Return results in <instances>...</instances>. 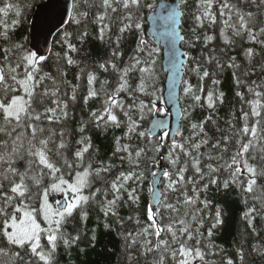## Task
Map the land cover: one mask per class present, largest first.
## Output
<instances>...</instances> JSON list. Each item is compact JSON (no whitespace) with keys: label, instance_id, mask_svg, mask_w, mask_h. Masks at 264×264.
Wrapping results in <instances>:
<instances>
[{"label":"snow or ice","instance_id":"1","mask_svg":"<svg viewBox=\"0 0 264 264\" xmlns=\"http://www.w3.org/2000/svg\"><path fill=\"white\" fill-rule=\"evenodd\" d=\"M30 6L31 0H0V244L3 245L0 254L15 257L14 264H56L58 247L61 244L68 247L80 239V235L66 233L65 225L77 218L86 221L88 208L95 207L105 218V228L110 227L108 217L121 229L126 223L133 225L132 229L120 233L125 252L135 250L145 260L151 256L148 264H216L210 257L222 250L210 240L213 230L223 220L217 208L215 216L208 220L210 226L205 236L201 231L205 217L201 213L210 201L202 199L201 194L218 183L221 172L227 176L222 181L225 189L230 184L236 185L245 196L251 197L253 205L244 213V219L259 236L253 222L257 217L264 220V195L256 194H264V0H194L190 7L189 0H180L179 4L174 0L172 4L157 3V0H72L71 11L66 7L59 13L56 27L59 31L66 16L77 29L61 33L60 43L66 51L63 56L55 54L56 75L44 71V62L49 59L47 50L30 49L14 39L15 29ZM157 8L167 13L161 18L171 22L167 35L178 38L189 49L196 42L207 49L202 59L189 52L178 54L174 41L169 49L173 68L183 67L197 77L196 84L186 79L181 81L183 94L190 101L183 110L185 119L196 108L211 110L199 123L189 119L191 134L187 137L179 127L175 136L170 137L169 126L162 120L153 121L147 129L142 127L147 116L167 113L165 101L170 102L172 97L169 92L166 98L158 86L160 77L156 66L161 48L143 36V13L145 10L156 13ZM185 9H189L187 18L192 22L190 40L178 30L186 17ZM93 24L98 28V39L114 45L112 58L98 67L104 72L111 69L117 80L111 87L104 80L97 90L96 75L86 73L87 94L83 103L98 97L101 107L90 112L88 121L81 122L77 129L81 137L69 159L66 155L71 147L68 133L63 127L57 131L49 125H63L69 118V102L77 100L80 85L67 81L61 61L79 65L68 54L77 51L73 38L83 43ZM214 28H219L224 45L219 48V54L217 48L209 47L216 39L209 34ZM133 31L140 34L138 41L128 63L118 68L115 61L123 55L121 43L125 34ZM237 40L260 49L257 51L252 46L242 49L247 60L244 68L236 56L228 55ZM179 55L186 59H179ZM257 57L258 68L254 63ZM213 65L215 71L210 73L209 67ZM225 68L233 69L235 84L243 85L251 98L245 99L244 92H236L242 103L239 110L242 127L236 129L232 120L227 121L230 134L222 137L223 144L220 138L210 144L205 125L209 121L215 125L212 113L218 103H224V93L210 87L205 95L204 80L210 78L211 85H219L215 77ZM80 72L84 73V69ZM130 73L138 74L139 82L135 85L130 83ZM253 75L259 79L249 83L248 78ZM67 88H71L70 93ZM89 123L96 128L126 129L122 137L115 138L112 155L119 160L122 170L114 178L108 177L117 164L101 162L94 167L96 162L91 155L85 159L92 148L91 137L85 134ZM157 128L162 129L158 139ZM133 138L140 143H121ZM230 141L235 144L231 153ZM209 144L210 151H200ZM161 162H166L170 169L162 170L167 182L163 190L158 189L157 172L151 171L153 181L148 189L146 220L141 221L138 213L120 216L121 207L138 209L140 206L145 180L141 165L160 168ZM190 170L191 174L186 175ZM50 196L60 198L50 202ZM36 200L40 203L38 208L33 206ZM9 246L11 250L6 251ZM252 250L264 257V244H253ZM236 255L239 264H244L243 248L237 249ZM127 258L131 262L134 257ZM221 264L234 262L231 258H222Z\"/></svg>","mask_w":264,"mask_h":264},{"label":"trees","instance_id":"2","mask_svg":"<svg viewBox=\"0 0 264 264\" xmlns=\"http://www.w3.org/2000/svg\"><path fill=\"white\" fill-rule=\"evenodd\" d=\"M45 1L46 0H31V6L24 13V20L15 29L14 39L18 42H23L28 48H30L29 33L33 15L35 13L36 8L39 5L43 4ZM162 1L165 0H157V3H160ZM193 2L194 0H189V7L193 4ZM188 10L189 9H185L186 17L183 20L182 25V33L185 36L186 40L191 39L190 29L192 27L191 20L187 18ZM150 14L151 12L147 10H145L143 13V15L145 16V20L143 21L145 28L143 36L150 43H153L154 41L148 39L146 36L148 27L147 20ZM67 29H73V31H76L77 26L70 23V25L65 30ZM89 31L90 35L85 38L83 43L77 41L75 38L72 41L76 44L77 51L70 52L69 55L74 60L79 61V65H66L63 61L61 64L64 71L67 73V77L74 81V85H80L77 90V100L75 102H72L71 104L72 117L66 122H64L63 125L56 126L57 131H59L61 127H63L66 133H68L67 138L70 140L69 143L71 147L66 153V155H69L70 152L72 153V150L77 147L76 141L79 140L81 137V134L77 131V129L79 128L81 122L88 121L90 112L95 111L101 107L100 99L98 97L90 99L87 104L83 103V97L87 94L86 73L92 72L96 75L97 80L94 84V87L97 90L100 89L102 81L108 80L109 87H111L115 84L117 80V75L113 74V76L107 78L108 72H104L98 67L99 63H103L107 61L109 57H111V52L114 45L107 41H100L98 39V28L96 25H90ZM115 33L116 27L115 25H113V37ZM209 34L216 36V39L209 45V47L217 48V54H219V48L224 46L223 41L219 37V28L212 29ZM60 35L61 34H59L58 37ZM139 35L140 34L135 31L125 34V38L120 46V51L123 53V55H125L127 51L129 52L131 48H135V45L138 41L137 36L139 38ZM56 47L57 43H54L53 52L49 59L44 62V68L49 64L51 65L52 61L55 60V54L58 53L55 51ZM183 49L186 52H189L191 56L196 57L197 59H202V55L207 53V49H204L200 42H196V46L192 49H189L187 44L183 43ZM123 55L121 56L123 57ZM228 55L236 56L237 62L241 64L242 68L247 65V60L244 58L242 49H237L236 51H232L230 49L228 51ZM122 62V59L118 60V68H122ZM254 63L255 66L258 68L259 57L256 58V61ZM189 67H191V64H189ZM81 68L84 69V73L80 72ZM213 71H215L214 66L209 68L210 73H212ZM52 72L54 75H56V69H53ZM232 72L233 69L225 68L222 73H218L215 78L220 81L219 85H211L210 78H205L204 80L205 95L210 87L218 88L219 91H222L224 93V103H218L215 113H212L213 119L216 122L215 125H213L212 121H209L205 125V131L208 133V136L210 138V144L218 138L221 139V143L223 144L222 137L226 134H230L229 124L227 123V121L232 120L233 124H235L236 129L242 127V121H240L239 119V110L242 106V103L239 97L236 96V92L242 91L245 93V99L251 98L250 94L247 93V90L243 85L237 87L234 82ZM77 76H79L80 79H77ZM185 79L189 80L193 84L197 83V77L188 72L187 69H185ZM258 79V75H253L248 78V82L251 83V80ZM164 84L165 82L159 85V87L163 89V92ZM121 95L123 96L124 94L121 93ZM189 103L190 101L184 96L182 90V109L184 110V108H186ZM210 112L211 110L206 108H196L192 112L191 117L189 119L193 122L199 123L200 120L204 119L207 115L210 114ZM166 115L167 114L160 113V116L165 117ZM151 116L153 119L155 115ZM189 119H185V117H183L181 123V131L183 132L185 137L191 134V129L189 127ZM125 131L126 129L123 127L96 128L91 123H89L85 129V134L91 137L92 143V148L89 149V153L85 154L86 161L88 159V156L91 155L92 160L96 162L93 165L94 167L101 162H112L118 165V167L115 168L111 175L108 177L109 179L114 178L115 175L120 170H122V168L119 167V160L114 158L112 154L116 148L115 138L122 137ZM197 139H199V137H197ZM125 142L133 145H137L140 143V141L135 138L130 141H121V143ZM210 144L208 146H202L200 151H210ZM228 148L229 153H231L235 148L234 142L230 141L228 144ZM53 159H55V157H53ZM164 165L167 170H170L166 162H164ZM141 167L142 169H144V173H151V171H157L158 169L152 168L151 165L145 167L143 164L141 165ZM123 168L126 169L127 164L123 165ZM188 174H191V170ZM226 178L227 176L223 172H221L220 180L218 181V183L216 185H210L207 193L201 194L202 199L207 198L210 201L209 207L207 209H204V211L201 213L202 216L206 217L205 220H208L207 218H210V215H208V210H217V208L220 209L224 217L222 227L219 228L220 230H217L218 232H213V235L210 240V243L214 244L215 246H217L218 249L222 251L217 252V249H214L213 251L217 252V254L210 257V260L215 261L216 264H221L222 258H231L234 264H239V260L236 253L237 249L243 248L245 254L244 264H264V257L257 255V253L252 250V245L254 243L264 244V220H261L260 217H257V219L253 222V225L256 227L257 232L259 233V236L255 235L249 228L247 221L244 219V213L249 207H252L253 205L251 197L245 196V194L242 193L240 188L236 185L230 184L229 187L225 189L222 185V181ZM152 181L153 178L150 182V186ZM47 182V178H45V184ZM164 182H167L166 179H164L162 182V190ZM201 184H203V181H201ZM96 186H99V184H97ZM256 194L264 195L260 192H257ZM245 199L248 200L247 204H245ZM202 207L203 206L201 205V208ZM257 207H259V204H257ZM122 209L123 207L120 208L119 214L121 213ZM37 218L41 220V217L38 216ZM144 219L146 220L145 214ZM105 222L106 221L103 214L97 208L89 207L88 218L86 221H82L77 218L75 220H72L70 223L66 224L65 232L72 236L80 235V239L76 241V243L71 244L68 247L63 246L62 244L58 247L57 253L55 254L56 264H148V262L151 261V256L148 257L147 260H145V258L143 257H138V253L127 254L124 251L125 249L120 233L122 230H128L132 228L127 226L121 229L112 217H108L107 219V223L110 225L109 228L104 227ZM117 235L120 236V239L117 238ZM205 236H207V233H205ZM93 237H95V239H93ZM42 243L45 242L42 241ZM0 247H3V245L0 244ZM10 250L11 246L6 249V251ZM128 255L134 257L132 259V262H129L127 258ZM14 261L15 257L0 254V264H14Z\"/></svg>","mask_w":264,"mask_h":264},{"label":"water","instance_id":"3","mask_svg":"<svg viewBox=\"0 0 264 264\" xmlns=\"http://www.w3.org/2000/svg\"><path fill=\"white\" fill-rule=\"evenodd\" d=\"M175 4H179L180 0H174ZM160 3L172 4L173 0H165ZM72 0H46L43 4L39 5L32 18L30 33H29V45L30 49H38L40 52H45L47 50L49 57L51 56L54 48V43L59 34L62 33L69 25L70 21L65 16L64 23L59 25V31L56 25L59 24V13L63 11L66 7L68 11H71ZM166 12H161L157 8L156 13H151L147 20V32L146 36L148 39L153 40L157 45H159L163 51V71L166 74L164 96L167 98L169 92H171L172 97L169 102L167 99L165 104L169 111V115L160 116L159 113L153 118L150 127L155 120H162L165 124L169 126L168 130L170 132V137L175 136L176 129L179 127L181 129V123L184 117L182 104H181V93H182V83L181 81L185 79V68L180 67L179 70L174 69L173 65L170 63L169 49L174 46L178 54L186 52L183 49V42L178 38L171 37L167 35L170 31V21H165L161 17L166 16ZM181 28L178 29L180 34L182 33ZM179 59H186L184 56L179 55ZM173 72H176L173 76ZM156 138L162 134V129H156ZM167 170L164 162H161L160 168L157 169V184L156 187L162 190L161 185L163 180V171ZM152 186V183H151Z\"/></svg>","mask_w":264,"mask_h":264},{"label":"rangeland","instance_id":"4","mask_svg":"<svg viewBox=\"0 0 264 264\" xmlns=\"http://www.w3.org/2000/svg\"><path fill=\"white\" fill-rule=\"evenodd\" d=\"M66 31H68V32H75V30L73 31V29H67ZM63 39V37H62V35H60L57 39H56V41H55V43H57V47H56V49H55V51L56 52H58V53H60V55L61 56H63L64 55V52L66 51V49L64 48V47H62L61 46V43H60V41ZM137 39H138V36H137ZM73 40H74V38H73ZM248 46H252V47H254L257 51H260V49H259V46H257V45H250V44H248L247 43V41H244L243 43L241 42V41H239V40H237V42H236V44L233 46V48L231 49L232 51H236L237 49H243L244 47H248ZM132 49V48H131ZM129 50V52L127 51V53L125 54V55H123V57L122 56H120L119 57V59H122L123 60V62L121 63V67H123L125 64H127L128 63V57L130 56V54L132 53V50ZM68 54H70V52L68 53ZM112 57H109V59H111ZM108 59V60H109ZM119 59H117L115 62L117 63L118 62V60ZM61 64H62V61H61ZM162 64H163V51H162V49H161V55H160V62L157 64V70H158V72H159V77H160V79H159V81H158V86L160 85V84H163L164 82H165V80H166V74H165V72L163 71V67H162ZM214 66V65H213ZM117 67H119L118 66V63H117ZM210 67H212V66H210ZM209 67V68H210ZM69 68H71V67H69ZM53 69H56V64H55V60H53L52 61V64L50 65H48V66H45V68H44V71L45 72H50V73H52L53 74V72H52V70ZM72 70V69H71ZM74 71V70H73ZM113 74H115V73H113V71L110 69L109 71H108V73H107V78H109L110 76H113ZM54 75V74H53ZM116 75V74H115ZM66 78H67V81H70L71 82V84L72 85H74V81H72V79H69V77H67L66 76ZM139 81H138V74H136V73H130V83H132L133 85H135L136 83H138ZM69 93L71 92V88H67L66 89ZM164 93V92H163ZM71 104H72V102H69V118H68V120L72 117V112H71ZM166 108H167V106H166V104L164 105ZM164 114H169V111L167 112V113H164ZM151 119H152V116L151 115H149V116H147L146 117V119H145V121L144 122H142V127L143 128H148L149 126H150V123H151ZM50 127H52V128H54V129H56L57 127V124H55V123H53V124H51V125H49ZM68 139V138H67ZM69 140V139H68ZM70 141V140H69ZM68 157H69V159H71V156H72V153L70 152L69 153V155H67ZM186 175H190V174H186ZM151 180H152V176H151V174L150 173H145V180H144V192L142 193V195H141V203H140V206H139V208L138 209H130L129 207H127V206H124L123 207V209H122V211H121V213H120V216H122V217H126V216H128V215H130V214H133V213H138L139 214V217H140V219H141V221H145V219H144V214H145V209H146V205L149 203V199H150V196L148 195V189H149V187H150V182H151ZM165 183L166 182H164V184H163V188H164V185H165ZM189 194H191V193H189ZM50 202H51V199H52V197L50 196ZM182 199V198H181ZM34 207H38V206H40V203H39V200H36L35 202H34V205H33ZM198 207H201V205H197ZM215 212H216V210H208V215H210V218H207L208 220L209 219H211L212 217H214L215 216ZM38 219V218H37ZM205 219H206V217H205ZM221 219L223 220L224 219V217H223V214L221 213ZM39 220V219H38ZM208 220H205V226H204V228L203 229H201V231H203L204 233H207V231H206V229L210 226L209 224H208ZM222 225H223V223L221 224V225H219L216 229H214L213 230V232H218L217 230L219 229V228H221L222 227ZM119 226V225H118ZM127 226H129L130 228H133V225L131 224V223H126L125 225H124V227H127ZM120 227V226H119ZM220 230V229H219ZM117 238H119L120 239V236L119 235H117ZM122 244V243H121ZM124 245V244H123ZM125 251V250H124ZM132 253H137L135 250H129L128 252H127V254H132ZM131 262H132V260H131ZM134 262H135V260H134Z\"/></svg>","mask_w":264,"mask_h":264},{"label":"flooded vegetation","instance_id":"5","mask_svg":"<svg viewBox=\"0 0 264 264\" xmlns=\"http://www.w3.org/2000/svg\"><path fill=\"white\" fill-rule=\"evenodd\" d=\"M51 197H52L51 201H54L55 199H59L60 198L59 196H51Z\"/></svg>","mask_w":264,"mask_h":264},{"label":"bare ground","instance_id":"6","mask_svg":"<svg viewBox=\"0 0 264 264\" xmlns=\"http://www.w3.org/2000/svg\"><path fill=\"white\" fill-rule=\"evenodd\" d=\"M233 146V145H232ZM255 244V243H254Z\"/></svg>","mask_w":264,"mask_h":264}]
</instances>
